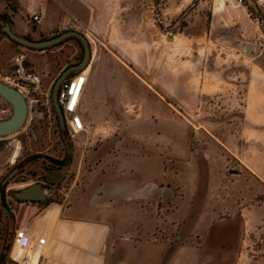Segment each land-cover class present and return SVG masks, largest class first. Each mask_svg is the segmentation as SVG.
Instances as JSON below:
<instances>
[{
  "label": "crops",
  "instance_id": "0c3cea01",
  "mask_svg": "<svg viewBox=\"0 0 264 264\" xmlns=\"http://www.w3.org/2000/svg\"><path fill=\"white\" fill-rule=\"evenodd\" d=\"M152 1L0 0V65L13 53L6 27L32 38L77 29L108 44L115 30L131 24L135 29L138 15L152 12ZM33 14L41 16L39 25ZM112 47L113 54L138 48ZM89 65L80 103L85 125L98 127L110 117L121 124L114 126V137L84 148L81 177L71 183L75 195L68 203L26 205L27 212L36 208V243L55 250L58 227L52 220L63 213L66 231L81 224L84 237L65 238L63 244L76 247L78 255L68 253L66 260L79 264H243L254 235L264 248V73L245 84L223 80L237 93L213 94L205 90L210 83L178 62L175 86L167 83L162 99H156L166 117L161 130L166 137L156 138L151 74L131 77V67L117 62L119 77L109 100L94 87L100 67ZM216 112L236 119L235 126L214 131L203 119ZM189 118L199 120L191 127ZM16 232L32 240L26 227ZM55 262L41 251L38 264Z\"/></svg>",
  "mask_w": 264,
  "mask_h": 264
},
{
  "label": "rangeland",
  "instance_id": "374dc122",
  "mask_svg": "<svg viewBox=\"0 0 264 264\" xmlns=\"http://www.w3.org/2000/svg\"><path fill=\"white\" fill-rule=\"evenodd\" d=\"M218 2L153 0L152 12L138 15L135 29L131 24L127 29L115 30L114 38H110L108 44L89 33L86 36L77 29L63 30L59 34L75 31L85 38L89 49L86 66L94 61L97 68L101 69L98 76H95L94 87L96 92L109 100L113 99L114 80L119 77L115 70L117 62L128 65L129 62L137 63L129 65L131 77L139 79L144 78L145 74H151L154 110L158 114L153 117V126L159 132H154L152 136L163 138L166 137L161 132L166 124L165 111L158 106L156 99H162L167 83L175 86L178 62L184 61L186 73L191 76L195 73L204 83H210L205 90L213 94H222L226 89L230 94L237 93L238 88L227 85L223 80H228L230 84H245L247 79L264 73V0H243L241 4H237L236 0H222L220 7ZM166 29L172 32L167 38L164 36ZM125 34L128 36L125 37ZM57 35L24 38L28 41H43ZM10 45L13 53L11 58L0 65V81L16 90L22 86L20 94L26 101L27 115L16 132L0 137V264H16L9 261V255L13 248L15 230L19 226L30 230V245H36V208L27 212L26 205L33 201L18 199L14 192L38 183L52 190L44 203L64 206L75 195L69 189L71 183L81 177L84 148L95 147L104 139L114 137V126L121 124L120 119L110 117L100 119V128L96 123H90L88 126L86 124V131L73 132L65 120L61 122L59 119L53 104L52 90L64 70L82 62L84 45L79 39L68 36L54 45L42 48L27 47L12 40ZM128 45L138 47L136 52L113 54L108 49ZM18 63L23 67L21 74L16 71ZM76 72L70 71L65 79ZM215 107L220 109L219 106ZM11 113L10 103L0 96V121L10 117ZM188 120L186 123L193 127V123L199 119ZM203 121L214 131L223 132L231 124L235 126L236 119L216 112V116L210 114ZM98 129L100 132H97ZM191 141L193 147L195 141ZM15 149L17 156L12 159ZM204 199L205 194L202 195L201 204H204ZM52 222H56L58 227L57 235L52 238L56 248L50 252L49 244L46 243L43 256L55 258L54 264H79L76 260H66L68 253L78 255L76 247L63 244L65 238L84 237L81 224H74L73 229L68 226L66 231L63 213L54 216ZM262 243L254 235L247 247L248 259L243 264H264Z\"/></svg>",
  "mask_w": 264,
  "mask_h": 264
},
{
  "label": "water",
  "instance_id": "95a60500",
  "mask_svg": "<svg viewBox=\"0 0 264 264\" xmlns=\"http://www.w3.org/2000/svg\"><path fill=\"white\" fill-rule=\"evenodd\" d=\"M5 32L10 40L17 42L20 45H24L32 48H42V47L54 45L68 36L76 37L84 45V57L82 62L79 65L71 66L66 70H64L63 73L58 77V79L56 80L53 86V90H52L53 104L58 113L60 121L63 122L64 117L61 106L58 102L57 91L60 84L62 83V81H64L65 77L68 75L70 71L72 70L80 71L86 66L87 61L89 59V49L86 46L85 38L78 32L64 31L63 33L51 39H47L43 41H28L25 40L24 37H19L13 34L8 27L5 28ZM0 96H2L6 101H8L12 107V113L10 117L0 121V137H3L16 132L23 125L27 115V105L24 97L20 94L18 90L12 88L11 86L1 81H0ZM51 192H52L51 189L43 188L40 184L33 183L31 185L22 188L19 192L18 191L14 192V196L21 200L38 201V200H44Z\"/></svg>",
  "mask_w": 264,
  "mask_h": 264
},
{
  "label": "built area",
  "instance_id": "2783aa9c",
  "mask_svg": "<svg viewBox=\"0 0 264 264\" xmlns=\"http://www.w3.org/2000/svg\"><path fill=\"white\" fill-rule=\"evenodd\" d=\"M243 0H236L237 4H241ZM32 21L39 25L41 23V16L37 14H33L31 16ZM60 32H55L53 34L57 35ZM172 35V32L169 29L165 30L164 36L167 38ZM18 59L16 58V61ZM19 68L16 70L17 73H23V67L19 65ZM87 82V76L84 75L83 70L76 72L73 76L65 79L60 84L57 97L58 102L61 106L63 117L67 127L71 129V131H79L84 132L86 130L85 122L80 113V103H81V95L84 90V87ZM17 90L22 91V86H18ZM17 245L18 248L22 251L21 256L18 259H15L9 255V261L14 262L16 264H38L32 263V259L28 255V249L31 244V239L28 235L16 232L13 236V245ZM43 247L42 243H36Z\"/></svg>",
  "mask_w": 264,
  "mask_h": 264
},
{
  "label": "bare ground",
  "instance_id": "6f19581e",
  "mask_svg": "<svg viewBox=\"0 0 264 264\" xmlns=\"http://www.w3.org/2000/svg\"><path fill=\"white\" fill-rule=\"evenodd\" d=\"M83 72H84V75L88 76V74L90 73V65L85 66ZM16 156H17V149H15V151L13 152L12 159H14ZM42 250H43V247L38 244L37 246L35 245V243L30 245L28 255L32 259V263L38 262L39 256ZM21 254H22V251L18 248V246L16 244L13 245L11 256L15 259H18L21 256Z\"/></svg>",
  "mask_w": 264,
  "mask_h": 264
}]
</instances>
